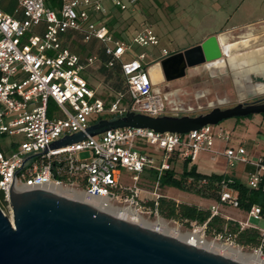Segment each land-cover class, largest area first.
<instances>
[{"label":"built area","instance_id":"built-area-1","mask_svg":"<svg viewBox=\"0 0 264 264\" xmlns=\"http://www.w3.org/2000/svg\"><path fill=\"white\" fill-rule=\"evenodd\" d=\"M105 1L121 11L135 10L139 3L0 0V208L4 214L13 220L9 189L11 193L24 192L51 183L99 198L112 208H128L141 215L145 211L153 213L145 208L146 202L163 194L159 187L143 188V176L147 172L161 176L178 160L195 161L201 151L217 155L220 152L214 149L216 141L225 144L223 154L229 168L241 162L254 167L248 175V187L264 188V156H250L242 143L231 145V131L219 124L187 133L120 127L89 135L71 145L50 148L66 135L85 131L103 119V114L114 119L129 111L152 116L168 113L172 93H162L153 85L148 70L154 60L148 61L147 52L136 53L130 43L115 36L104 19L110 14ZM69 35L80 36L84 43L98 41L99 49L109 57L105 65L120 64L126 89L106 94L94 87L82 71L101 61L100 56L97 51L84 55L72 51L65 45ZM159 41L152 26L143 27L134 37L141 46L158 45ZM126 54L131 58L124 60ZM167 54L163 52L162 56ZM7 136L22 137V141L6 143ZM84 151L91 155L80 158L79 153ZM125 176L131 183L125 182ZM222 205L241 208L239 191L231 186V179L221 181L220 200L212 204V214L221 215ZM251 219L264 220L259 205L252 206L247 219L238 223L242 229L258 227L264 238V227ZM187 232L192 233L188 241L195 244L224 239L236 245L220 236L209 240L206 223L194 224ZM254 252L263 256L261 246Z\"/></svg>","mask_w":264,"mask_h":264},{"label":"water","instance_id":"water-1","mask_svg":"<svg viewBox=\"0 0 264 264\" xmlns=\"http://www.w3.org/2000/svg\"><path fill=\"white\" fill-rule=\"evenodd\" d=\"M223 57L218 34L156 62L164 81L182 78L187 69ZM154 63V64H156ZM153 65V64H152ZM152 83H157L150 71ZM160 91V90H158ZM264 98L215 106L199 115L152 116L134 111L103 118L85 131L54 141L57 149L120 127L187 133L229 118L264 113ZM11 220L0 208V264H247L90 204L44 188L11 193Z\"/></svg>","mask_w":264,"mask_h":264},{"label":"rangeland","instance_id":"rangeland-1","mask_svg":"<svg viewBox=\"0 0 264 264\" xmlns=\"http://www.w3.org/2000/svg\"><path fill=\"white\" fill-rule=\"evenodd\" d=\"M236 3L235 0H228L227 2L225 0H140L135 10L132 11H121L108 1L103 4L110 11V14L105 16L104 19L113 30L115 36L130 43L134 52H147V60H154L151 63L152 65L160 62V56L165 51L173 53L184 50L201 43L209 34L212 35L221 30L230 29L237 20L244 21L248 17L250 5L245 4L244 7H240L238 12L234 14ZM221 5L222 8L219 7ZM145 26H152L158 34L160 40L158 45L141 46L134 42L137 32ZM222 35H226L228 39V44L224 45L222 59L188 68L184 77L164 81L158 86L160 92L172 93L169 96L167 115L194 116L206 113L218 105L222 107L233 106L239 102H250L264 96V78L251 74L250 80L249 73L253 72L244 75L245 70H248L251 66H260L261 64L259 55H263L261 51H264V21L253 23ZM76 38L87 47H93L92 51H98L100 47L99 42L96 40L84 43L80 36H76ZM251 38L253 39L252 41ZM245 41L246 46L244 45ZM232 45L235 50L230 54L229 50ZM250 53H253V57H255V59L253 58L254 62L248 61ZM83 54H87L86 50ZM232 55H235L233 57L236 60L234 66L233 63L226 64ZM130 58V54L124 56V60ZM101 66L102 61H97L91 68L82 71V75L93 83L97 89L106 94H113L115 82H119L121 78L116 79L117 81L114 78L108 79L107 74L101 70ZM229 66L235 70V76ZM259 78L263 80H259ZM172 100L175 103H171ZM102 117L109 118L110 116L103 114ZM219 125L231 131L233 136L231 145L234 146L243 139H248L250 136L254 137L258 131L263 133L264 136L263 114L229 118L219 123ZM12 141L20 142L22 137L7 136L6 143ZM244 145L248 148L247 143H244ZM214 149L220 152L217 153L215 160L212 159L215 153L201 151L195 161H189L188 168L191 169L195 166L198 172L206 175L224 174L228 168L227 158L223 154L226 150L224 142L216 141ZM90 155L91 153L88 151L79 153L80 158H87ZM237 165L230 167L229 170L237 168ZM175 168L179 175L184 170V162L182 160L178 161ZM124 180L127 183H131L129 176H125ZM141 186L146 190H154L159 187V192L168 198H173L177 202L196 204L202 208H211L212 204L217 202L210 197H203L194 192L184 191L175 185L167 184L162 186L157 176L149 172L143 176ZM142 196H144L143 193ZM220 210L222 212L221 215L224 217L227 215L228 217L226 218L229 220L238 222V220L245 219L244 213L246 212L244 209L240 210V208L237 209L230 205H223L220 206ZM142 215L152 221L164 218L171 226L173 225V227L179 228L183 232L192 229L194 225L193 223L192 226H187L179 221L157 216L155 212L145 211ZM251 221L260 227H264V220L251 219ZM208 238L212 240L214 236L208 235ZM217 241L230 244L229 241L224 239ZM235 248H239L244 252H254V249L243 248L241 245L238 246L237 243ZM262 257L264 258V256Z\"/></svg>","mask_w":264,"mask_h":264},{"label":"trees","instance_id":"trees-1","mask_svg":"<svg viewBox=\"0 0 264 264\" xmlns=\"http://www.w3.org/2000/svg\"><path fill=\"white\" fill-rule=\"evenodd\" d=\"M65 45L71 48L72 51L84 55L86 53L94 52L93 47H87L85 44L80 43L76 36L69 35L65 39ZM98 54L102 61L101 70L107 74L108 79L121 78L119 82H115L114 92L126 89L124 78L121 72V66L117 63L113 67L105 65L109 57L105 54L102 48L98 49ZM113 75H115L113 77ZM117 81V80H116ZM264 115V113H263ZM180 161V160H178ZM168 171H165L161 176H157L160 184L165 186L167 184L175 185L184 191L194 192L203 197H210L216 201L220 200L221 181L223 179H231V186L239 191L240 207L246 211L250 210L252 206L259 205L262 214L264 215V188L252 189L238 179L229 178L225 174H212L206 175L197 171L196 167L188 168L189 161L184 162V170L178 175L175 165ZM206 179L207 183H202ZM2 192L0 191V203ZM145 208L153 210L160 216L167 219H173L181 222L187 226L192 224L203 225L206 223V234L211 236H220L229 238L241 245L243 248L249 247L252 249L262 247L264 256V238L258 227H246L242 229L237 221L229 220L226 217L216 214L213 215L210 208H202L196 204H189L186 202H177L173 198H168L162 195L157 200L150 199L146 202Z\"/></svg>","mask_w":264,"mask_h":264},{"label":"bare ground","instance_id":"bare-ground-1","mask_svg":"<svg viewBox=\"0 0 264 264\" xmlns=\"http://www.w3.org/2000/svg\"><path fill=\"white\" fill-rule=\"evenodd\" d=\"M221 40L223 42V45L228 44V39H227L226 35H222ZM252 40L253 39L251 38V41ZM246 41L244 42L245 46H246ZM233 45H235V44H233ZM232 46H230V50H229L230 54H232V52L235 50L234 46L233 47ZM239 46H240V44H239ZM261 52H262L261 54H263V55H259V62L261 63L260 66H251L248 70H245L244 75H247L249 72H253V73L257 74L258 76L261 75L264 77V51H261ZM233 56H235V55H232L229 57V62L233 63V66H234V62L236 60L234 59ZM248 57H249L248 61L254 62L253 58L255 59V57H253V53H250L248 55ZM220 59H222V58H220ZM220 59H217V60H220ZM217 60H214V61H217ZM214 61H211V62H214ZM160 69H161V67L159 66L158 63L153 64L150 68L151 74L157 83H161L162 81H164V75H163L162 69L161 70ZM239 70H241V69H239ZM43 188L46 190H49L51 192H54L56 194L65 195L67 197L76 199L78 201L90 204L94 207L103 209L105 211L111 212L113 214L119 215V216L127 218V219H130L132 221H135V222H138L140 224L146 225L148 227L157 229L159 231L165 232V233L173 235L175 237L184 239L186 241L191 239L192 233H188V232H181L180 233L178 231V228L173 227V225L171 226V224L169 222H167L166 220H164L162 218H158L157 220L152 221V220L145 218L143 215L136 213L134 210H131L128 208L124 209V210H120L117 208H112L110 206H106L99 198H96L94 196H89L85 193L79 192L78 190L73 189V188L68 187V186H63V185L51 183V184L45 185ZM197 244L204 246V247H207L209 249L221 252L223 254L231 256V257L238 259L242 262H245L247 264H264V258L260 254H257L255 252H253V253L244 252L239 248H235V246H233L231 244L214 242V241H207L204 243L197 241Z\"/></svg>","mask_w":264,"mask_h":264},{"label":"crops","instance_id":"crops-1","mask_svg":"<svg viewBox=\"0 0 264 264\" xmlns=\"http://www.w3.org/2000/svg\"><path fill=\"white\" fill-rule=\"evenodd\" d=\"M140 1V0H139ZM218 1V0H216ZM226 2L228 0H225ZM234 1V0H232ZM236 6L234 8V14L238 12V10L240 9V7L242 8V6L244 7L245 4L250 5L248 10V17H246V19L243 20H237L231 27L230 29L227 30H221L218 31L217 33H213V34H218L219 35V39H220V44L223 50V55H224V45L223 42L221 40V36L222 34H226V32H231V31H235L238 29H241L245 26H248L250 24L253 23H258V22H263L264 21V0H235ZM220 8H222V5L219 6ZM211 34L207 35L210 36ZM167 52V51H165ZM163 54V53H162ZM230 63L229 59L227 61L226 64ZM229 69L233 71V75L235 76V70L233 68H231L229 66ZM257 75L254 73H249V77L250 75ZM260 77L264 78L263 76L259 75ZM262 78H259V80H263ZM251 80V77H250ZM235 81V78H234ZM236 83V82H235ZM257 83H263V82H257ZM256 84V83H255ZM264 84V83H263ZM172 103V102H171ZM244 140V141H243ZM240 142H238L236 145L242 143H247L248 144V148L246 147L248 153L250 156L253 157H257V156H264V151H261L260 149L264 150V136L263 133H261L260 131L257 132V135H255L254 137L250 136L248 137V139H243ZM221 142V141H220ZM232 142V141H231ZM217 155H213L212 159H216ZM254 169V167L251 164L248 163H238L237 168L229 170V167L227 168V170L224 172V174L229 177V178H234V179H238L244 183H247V179H248V175L249 172L252 171ZM223 206V205H222ZM241 210V208H240ZM246 213L245 214V219H247L248 217V211L245 210ZM225 217H228L227 215H225Z\"/></svg>","mask_w":264,"mask_h":264},{"label":"flooded vegetation","instance_id":"flooded-vegetation-1","mask_svg":"<svg viewBox=\"0 0 264 264\" xmlns=\"http://www.w3.org/2000/svg\"><path fill=\"white\" fill-rule=\"evenodd\" d=\"M261 98H264V96L258 97V98L254 99V100H252V101H255V100H257V99H261ZM252 101H250V102H252ZM263 101H264V100H263ZM227 107H229V106H227ZM224 108H225V107H224Z\"/></svg>","mask_w":264,"mask_h":264}]
</instances>
